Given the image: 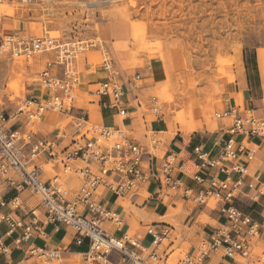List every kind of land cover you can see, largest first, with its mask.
<instances>
[{
  "label": "built area",
  "instance_id": "2783aa9c",
  "mask_svg": "<svg viewBox=\"0 0 264 264\" xmlns=\"http://www.w3.org/2000/svg\"><path fill=\"white\" fill-rule=\"evenodd\" d=\"M101 43L102 39L62 41L49 33L6 32L0 24V51L26 58L56 52L39 73L43 94L26 95L13 105L7 103L10 99L0 98V185L12 193L0 199V224L7 226V234H15L14 246L21 249L36 231L45 232L40 223L44 215L56 229H73L78 244L88 239V249L82 253L88 263L169 264L168 252L161 246L173 237L170 224L147 225V233L152 236L147 247L130 231L115 235L107 225L109 222L120 230L123 222L106 192L116 201L138 195L151 183L153 193L161 198L181 196L196 205L213 203L224 217L220 226L201 239L196 250L179 256L174 264H204L214 252L233 259L225 264H238L234 260L238 255H256L264 239V218L257 220L246 214L235 199L246 187L257 190L253 200L264 194L261 175L255 177L257 182L248 179L250 164L264 145V117L256 115L252 106L229 102L215 113L218 119L229 120L216 149L196 145L190 165L173 151L160 156L164 141L158 130H150L146 144L129 137L118 125L92 120L91 103L112 110L120 118H129L125 85L130 82L137 87L141 79V74L120 70L106 51L101 52L102 68L95 69L87 53L99 49ZM82 53L86 55L82 57ZM99 72L104 77L89 80L97 85L86 92L96 98L77 107L83 74L89 79ZM48 112L70 119L72 129L39 132L36 126ZM188 176L196 186L187 182ZM23 192L38 196L39 205L24 206ZM68 250L32 243L19 264H64ZM7 251L0 239V253Z\"/></svg>",
  "mask_w": 264,
  "mask_h": 264
},
{
  "label": "rangeland",
  "instance_id": "374dc122",
  "mask_svg": "<svg viewBox=\"0 0 264 264\" xmlns=\"http://www.w3.org/2000/svg\"><path fill=\"white\" fill-rule=\"evenodd\" d=\"M110 21L116 28H127L128 36L115 41V52L111 42L103 41L99 49L86 53L97 70L102 68L101 60L92 59V53L106 51L120 70L141 74L131 97L136 107L135 131L121 126L143 143H149L153 121L160 120L164 129L168 125L176 130L177 126L190 128L197 118L208 127L215 123L210 130H217L229 120L218 119L215 111L231 100L246 104L242 91L239 98L233 95L236 81L246 84V78L250 86L247 98L255 105V113L264 115V0L0 1V24L6 32L49 33L62 41L101 40V30ZM55 55L51 51L26 58L0 51V98L10 99L7 103L13 105L41 87L39 72ZM19 60L25 63L23 69ZM92 98L96 97L84 94L86 102ZM68 123L70 119L58 124L45 121L37 129L48 132ZM160 136L167 137L164 133ZM4 190L0 185V198ZM184 207L183 202H177L174 213L180 214ZM168 243L164 240L162 249ZM189 247V243L179 246L178 241L169 254V264H174ZM263 251L264 243L260 242L256 255H238V259L241 264H264ZM21 256L22 252L16 250L15 257ZM64 264L95 263L86 262L83 254H73Z\"/></svg>",
  "mask_w": 264,
  "mask_h": 264
},
{
  "label": "crops",
  "instance_id": "0c3cea01",
  "mask_svg": "<svg viewBox=\"0 0 264 264\" xmlns=\"http://www.w3.org/2000/svg\"><path fill=\"white\" fill-rule=\"evenodd\" d=\"M105 26L101 30L102 40L105 42H111L110 47L115 52V41L121 40L128 36L129 32L127 28L121 27L116 28L114 22H106ZM92 59L100 60L101 53L94 52L92 53ZM104 77V73L99 72L97 77L89 78L86 74H83V85L82 91L79 92V95L76 99V106L78 107L80 104L87 105L88 101L84 99V94L93 90L97 82H89V80H100V78ZM93 80V81H96ZM244 81L241 80L236 81L234 85L235 91L233 95H236L238 98L241 96V91L243 93V99L246 101L248 106L254 107L255 105L251 104V98H247V91L250 89L249 81L246 78ZM126 94L125 100L128 103V107L130 108V117L129 118H120L118 115L114 114L112 110L103 108L97 103H91V118L95 123L99 124H107V125H118L122 128L121 125L126 127H130V130L135 131L133 128V123L135 121V116L133 113L136 111V107L131 103V97L133 95V88L130 82L126 83ZM233 86V85H232ZM44 90L41 87L35 88L28 95H40L43 94ZM88 95V94H87ZM5 99V98H4ZM230 102H234L231 100ZM236 103V102H235ZM138 106H141V102H138ZM223 107H226L223 106ZM222 107V108H223ZM256 112V107H254ZM53 113L57 112H49L46 113L45 118L41 124L45 121L48 123L58 124L61 121H64L65 116L60 114L55 117ZM258 116H263L261 114H256ZM229 122H222L220 127L216 130L211 131L215 126V123L208 127L206 122H200L197 118L193 119L190 128L189 127H178L172 129L167 125V129H164V125L162 122L153 121L151 128L154 130H158L159 132L164 133L167 137L162 138L164 141V146L162 150L165 152L173 151L178 153V155L185 160L186 164H191V157L193 149L196 145H201L205 147L207 150H213L217 148L218 143L224 138L222 136V129L227 126ZM37 124V126H38ZM207 126L204 127L203 126ZM36 126V129H37ZM56 126V125H55ZM72 123H68L64 126L57 125L51 131L44 132L42 129H37L42 134H50L55 132L58 128H67L72 129ZM189 129V131L187 130ZM146 130H150V128L146 127ZM180 130V132H178ZM196 130V131H194ZM184 131L185 133H183ZM188 131V132H187ZM194 131V132H193ZM129 137L137 139L142 142L140 139L134 137L132 133H127ZM189 134V135H186ZM147 137V134H145ZM227 137V136H226ZM143 143V142H142ZM161 150V151H162ZM160 151V152H161ZM163 154H160L162 156ZM160 162V160H159ZM250 173L249 180L254 179V182H257L255 177L257 175H261V183L263 185L260 187L264 191V145H262L261 150L259 151L256 159L250 164ZM187 182L196 186V183L188 176ZM260 182L257 183L259 186ZM153 185L150 183L145 186V189L141 190L138 195L130 196L127 198H118L114 201L115 196H112L111 193L106 192V197L110 200L112 207L117 210L120 214V219L122 220L121 229L118 230L113 224L107 223L108 228L115 234L121 235L126 231H130L136 238L142 243V246L147 247L152 240V236L147 233L146 226L149 224H154L159 226L160 223L170 224L173 228V237L174 239H168L169 243L165 246V250L169 254L174 252L172 247L177 244L179 241V246H182L186 243L190 244L189 249L186 252L196 250L197 245L205 236L209 234V232L216 227L220 226L224 222V217L222 216L218 206L215 205H196L195 203L184 199L181 196L171 198L169 196H164L163 198L155 195L153 193ZM258 193L255 188H245V191L241 193L236 199L235 204L243 210L246 214H249L253 218L257 220H262L264 218V194L260 196L259 200H253V196ZM12 193H9L8 190H4L1 198L10 197ZM22 198H24V206L36 207L40 203V198L38 196H30L28 192L22 193ZM114 201V202H113ZM184 203V209L179 214L174 213L177 207V202ZM172 206V208L170 207ZM5 211H8L6 209ZM20 214H23L20 211ZM41 225L43 226L45 232L39 233L36 231L31 240L24 244L21 249L14 246V235L7 234V226L5 224H0V239H2L3 244L8 247V251L5 253H0V264H19L22 260L25 250L27 249L29 244H37L39 246L48 245L51 247L65 248L68 247L69 250L66 252V258L73 254H82L84 251L88 249V239H84L81 244H78L75 240L76 233L73 229L63 226L59 229H56L52 223H48L44 215H41ZM175 220V222H172ZM43 221V222H42ZM214 221L216 223H214ZM135 228V231L132 229ZM264 243V239L261 241ZM164 243V242H163ZM164 244H162L161 248ZM16 250L22 252V256L20 258L15 257ZM185 252V253H186ZM264 252V251H263ZM233 260L230 257H223L221 252H214L205 262L204 264H225L227 261ZM234 260L241 264L238 257L234 258ZM169 261V259H168Z\"/></svg>",
  "mask_w": 264,
  "mask_h": 264
},
{
  "label": "bare ground",
  "instance_id": "6f19581e",
  "mask_svg": "<svg viewBox=\"0 0 264 264\" xmlns=\"http://www.w3.org/2000/svg\"><path fill=\"white\" fill-rule=\"evenodd\" d=\"M21 60H22V59H21ZM17 63L19 64V66L22 67V69H23V67H25V63L22 62V61H20V60L17 61ZM41 71H42V70H41ZM41 71H40V72H41ZM40 72H39V73H40ZM11 86L14 87V89H15V84H11ZM221 109H222V108H221ZM219 110H220V109H219ZM217 111H218V110H217ZM48 113H49V112H48ZM215 113H216V111H215ZM161 133H162V132H161Z\"/></svg>",
  "mask_w": 264,
  "mask_h": 264
}]
</instances>
